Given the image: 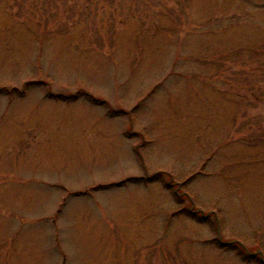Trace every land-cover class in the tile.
<instances>
[{
    "label": "rangeland",
    "instance_id": "rangeland-1",
    "mask_svg": "<svg viewBox=\"0 0 264 264\" xmlns=\"http://www.w3.org/2000/svg\"><path fill=\"white\" fill-rule=\"evenodd\" d=\"M253 252L264 0H0V264Z\"/></svg>",
    "mask_w": 264,
    "mask_h": 264
},
{
    "label": "water",
    "instance_id": "water-1",
    "mask_svg": "<svg viewBox=\"0 0 264 264\" xmlns=\"http://www.w3.org/2000/svg\"><path fill=\"white\" fill-rule=\"evenodd\" d=\"M221 243L223 245H229L230 244V242H223V241H221ZM249 256L250 257H257L258 256L260 261L264 264V257L262 254H259L258 252H253V253H249Z\"/></svg>",
    "mask_w": 264,
    "mask_h": 264
},
{
    "label": "flooded vegetation",
    "instance_id": "flooded-vegetation-1",
    "mask_svg": "<svg viewBox=\"0 0 264 264\" xmlns=\"http://www.w3.org/2000/svg\"><path fill=\"white\" fill-rule=\"evenodd\" d=\"M193 211H191V213H192ZM194 214V213H193ZM204 219H206V217H203Z\"/></svg>",
    "mask_w": 264,
    "mask_h": 264
}]
</instances>
